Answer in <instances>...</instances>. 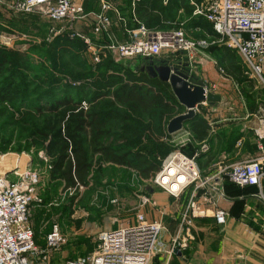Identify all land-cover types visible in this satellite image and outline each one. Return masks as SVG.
Instances as JSON below:
<instances>
[{"label": "rangeland", "instance_id": "374dc122", "mask_svg": "<svg viewBox=\"0 0 264 264\" xmlns=\"http://www.w3.org/2000/svg\"><path fill=\"white\" fill-rule=\"evenodd\" d=\"M9 1L11 0H7L8 4H10ZM91 16L93 20L94 16ZM200 26L195 27L188 23L186 28L189 36L200 39L213 35L211 28ZM51 28L60 32L55 34ZM75 28L66 21L52 22L40 14L24 13L6 5L0 7V47L23 51L28 54L32 63V71L24 76L23 96L18 102L0 103V173L28 165L40 171L39 195L44 203L31 207L30 221L40 245L45 243V236L54 223L61 227L66 236V243L54 254L56 264L64 262L67 258L92 253L101 242L104 232L110 229H118L127 223L148 219L147 209H145L148 204L143 205V195L150 197V191L164 190L155 184L156 174L150 178H144L135 168L105 161L100 166H93L87 186H82L78 190L66 189L64 184L51 179V160L45 154L44 142L38 136L44 113L40 114L34 107L35 105L38 107L45 101L61 98L65 95L66 85L70 83L79 85V82L75 84L70 81L69 67L65 66L58 56L59 42L75 43L87 67V79L95 78L100 72L120 71L122 73L124 70L121 65L135 69L136 65L140 68L143 64L150 62L142 57L122 58L117 51L108 46V48L103 46L102 58L96 61L87 45L73 42L74 37L71 36V32L76 30ZM216 44L217 46L212 49L191 53V62L186 66L192 70V74L201 78L205 86L210 87V91L222 96L221 101L224 102L220 107L225 109L227 104L236 105L234 110L229 112L238 115L242 113L239 110L241 107L239 101H258L261 107H264V83L245 72L249 81L247 84H239L234 75L227 70V62L222 63L224 41ZM168 55L169 53L164 52L160 58L164 60ZM65 56L64 59L68 61L69 56ZM176 56L178 55H173V60L178 59L179 56ZM237 57L241 61L238 54ZM178 64L184 68L185 62L181 60ZM10 74V72L3 73L0 76V83L8 79ZM58 77L63 79L60 88L55 86V79ZM104 100L112 99L106 96ZM229 101L232 102L229 103ZM83 104L85 108L91 106L90 102L84 101ZM25 109L29 111L28 114L24 113ZM115 109L147 122L155 121L157 116L154 110L133 111L120 104H117ZM185 111V108H181L176 112ZM230 118L237 119L232 116ZM186 129L188 127L181 132ZM181 132L174 133L164 140L171 145L173 151L181 150L188 155L192 154L196 149V143L188 133L175 138ZM155 153L157 154L153 157ZM169 153L156 152L154 145L146 138L139 141L136 148L130 150L131 157L136 154L145 155L153 162H161L162 166ZM208 159L212 157L209 156ZM73 195H77V198L72 203ZM77 219L81 222L80 227L76 224ZM234 258L214 257L215 264H222V261L223 264H227Z\"/></svg>", "mask_w": 264, "mask_h": 264}, {"label": "built area", "instance_id": "2783aa9c", "mask_svg": "<svg viewBox=\"0 0 264 264\" xmlns=\"http://www.w3.org/2000/svg\"><path fill=\"white\" fill-rule=\"evenodd\" d=\"M85 1L12 0L8 4L7 0H0V7L6 5L24 13L40 14L52 22L66 21L69 25L93 15V33H108L113 24L109 12L115 11L119 15V11L110 0H98L100 10L88 13ZM191 4L194 6V15L203 16L212 24L215 37L191 38L182 27L168 32H152L141 24L139 29L128 31L132 37L130 40L120 42L110 39L104 47L114 49L125 59L142 57L156 60L166 52L170 56H166L164 61L170 62L173 55H178L177 61L190 64L191 53L207 50L217 42L224 41L225 45L237 50L247 72L264 83V0H206L205 4L191 0ZM51 31L55 34L60 32L52 28ZM71 36L81 38L95 60H101L104 47L96 45L89 35L77 30H73ZM206 89L210 90V87L206 86ZM254 119L261 155L232 163L222 172L240 187L257 186V196L264 199V107L259 108ZM197 156L181 150L173 151L156 173L155 184L175 197H179L191 184L205 186L207 180L201 177ZM40 182V171L30 165L0 173V264H55L54 254L66 243V236L57 223L46 234L44 245L36 240L30 211L32 206L43 202L39 195ZM151 201L148 195H143V205ZM201 214L203 210L192 198L182 217L181 227L185 233L174 239L172 249L188 246V241L194 238L190 229L193 218ZM214 217L217 223L224 224L228 212L218 207ZM163 228L160 220L144 218L127 223L104 232L101 242L92 253L67 258L59 264H150L161 250L159 237ZM235 264L248 263L239 261Z\"/></svg>", "mask_w": 264, "mask_h": 264}, {"label": "trees", "instance_id": "16d2710c", "mask_svg": "<svg viewBox=\"0 0 264 264\" xmlns=\"http://www.w3.org/2000/svg\"><path fill=\"white\" fill-rule=\"evenodd\" d=\"M180 1L179 6L176 3L178 1L173 0H168L167 4L163 0H136L133 12L151 29L179 28L182 24L176 18L180 8L187 15L193 12L190 5H184L183 0ZM75 41L87 45L79 37H74L73 42ZM93 42L96 43L94 40ZM58 45V56L69 67L70 81L75 84L79 82V85L70 83L66 85L65 95L61 98L45 101L34 107L40 114L44 113L38 136L44 142L45 154L51 160V179L61 182L66 189L78 190L87 186L93 166H100L104 161L135 168L144 178L155 175L161 169V162H153L151 158L141 154L131 157L130 150L146 138L154 145L156 152H170L169 155L173 152L171 145L164 140L172 135L166 125L180 114L177 110L185 107L178 101L170 84L158 77H151L146 70L143 71L141 67L145 64L140 68L136 65L135 69L121 65L124 70L122 73L100 72L95 78L87 79V67L75 43L63 41ZM216 46L217 44L212 45L209 49ZM222 50V63L227 62V70L239 84H247L249 78L245 76V72H248L242 60L237 57V50L225 44L222 45ZM65 55L69 56L68 61L64 59ZM147 60L157 62L155 59ZM159 60L164 62L162 58ZM31 68V59L27 53L0 47V76L5 72L11 73L8 79L0 83V103L18 102L24 93V76L32 71ZM55 82L56 88H60L63 79L58 77ZM106 96L112 100H104ZM84 101L90 102L91 106L85 108ZM117 104L133 111L154 110L156 119L153 122L139 120L116 110ZM248 104L253 112L261 107L258 101H250ZM25 111V114L29 113L28 110ZM187 125L196 140L201 142L208 137L210 125L201 115L196 114ZM232 185L236 186L234 183ZM76 198L77 195H73L71 202ZM76 224L80 227L79 219Z\"/></svg>", "mask_w": 264, "mask_h": 264}, {"label": "crops", "instance_id": "0c3cea01", "mask_svg": "<svg viewBox=\"0 0 264 264\" xmlns=\"http://www.w3.org/2000/svg\"><path fill=\"white\" fill-rule=\"evenodd\" d=\"M110 1L119 11L120 16L115 11L109 12L113 24L108 33L94 34L91 16L74 24L76 30L89 35L100 47L106 46V42L110 39L120 42L130 40L132 37L128 31L139 29L141 24H144L152 32L172 30L151 29L145 22L139 20L133 12L136 0ZM173 1H178L176 3L180 6V0ZM195 1L200 4L206 2V0ZM167 2L168 0H163L164 4ZM183 4L190 5L194 10L191 0H183ZM85 5L88 13L100 10L98 0H86ZM176 19L181 21V27L188 36L186 28L188 23L195 27L203 25L212 29L211 23L205 17L194 15L193 12L187 15L183 8H180ZM212 34L210 37L216 36L213 29ZM171 58V62H177V59ZM159 59H156V63H160ZM223 102H207L199 105L197 114L206 118L210 125L209 135L204 141L196 140L188 125L184 126L188 129L175 137H181L186 133L193 137L196 143L193 154L198 155L197 162L201 177L207 180L205 186L198 187V184H191L179 197L172 196L162 189L148 192L154 202L145 207L147 218L160 220L164 225L159 239L161 250L150 264H215L214 257H225V259L226 257H235L232 262H228L229 264L239 261H245L248 264H264V199L257 196L259 188L257 186L232 185L229 178L222 172L232 163L254 159L261 155L258 148L260 141L254 130L256 126L254 114L259 109L253 112L247 102L239 101L241 104L239 110L242 113L238 115L229 112V110H234L235 104H227V107L223 109L220 107ZM231 102L229 101V103ZM231 116L237 119H231ZM209 156L212 159H208ZM19 168L23 169L20 166ZM220 192H223L224 195H221ZM192 198L203 210V214L193 218L190 227L194 238L188 241L186 248L172 249L174 239L185 233L181 227L182 217ZM218 207L226 209L228 212L224 224L217 223L214 217V212ZM180 251L181 253H179Z\"/></svg>", "mask_w": 264, "mask_h": 264}, {"label": "water", "instance_id": "95a60500", "mask_svg": "<svg viewBox=\"0 0 264 264\" xmlns=\"http://www.w3.org/2000/svg\"><path fill=\"white\" fill-rule=\"evenodd\" d=\"M141 69L146 70L151 77H158L161 81L169 83L178 101L186 108L185 112L169 121L167 130L170 134L181 132L184 129V126L196 116L198 104L204 101L211 103L221 101V96L207 90L204 81L192 74L186 64L182 68L178 62L156 63L152 60Z\"/></svg>", "mask_w": 264, "mask_h": 264}, {"label": "bare ground", "instance_id": "6f19581e", "mask_svg": "<svg viewBox=\"0 0 264 264\" xmlns=\"http://www.w3.org/2000/svg\"><path fill=\"white\" fill-rule=\"evenodd\" d=\"M204 102H209V101H204ZM201 104H203V103H200V104H198L197 106H196V108L198 107L199 108V105H201ZM186 109V108H185ZM198 110H196V112H197Z\"/></svg>", "mask_w": 264, "mask_h": 264}]
</instances>
